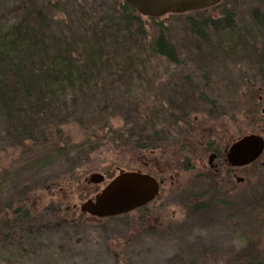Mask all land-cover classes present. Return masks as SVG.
<instances>
[{
    "label": "rangeland",
    "instance_id": "374dc122",
    "mask_svg": "<svg viewBox=\"0 0 264 264\" xmlns=\"http://www.w3.org/2000/svg\"><path fill=\"white\" fill-rule=\"evenodd\" d=\"M97 1L117 6L115 0ZM0 5L16 7L17 0H0ZM254 11L263 13L258 0H223L210 9L156 19L159 24L141 17L138 30L151 38L163 31L174 48V62L141 50L131 65L130 44L122 32L111 46L98 36H83L91 52L102 55L111 48L103 71L115 75L87 94L66 97L58 133L50 135L55 144L60 140L56 146L14 154L0 150V211L14 208L25 196L30 201L29 236L18 244H0V264H240L238 256L245 252L264 264V153L253 165L238 169L241 182L223 175L214 199H203L196 211L185 209V198L209 191L211 181L191 176L185 162L182 189L173 199L159 198L117 220L79 213V205L119 171L143 174V163L153 171L160 159L175 161L182 141L169 132V138L163 137L165 104L170 108L173 86L200 91L190 115L194 130L209 132L215 125L212 130L222 133L225 145L250 134L264 138V86L258 68L264 28L253 33L248 28ZM225 15L232 36L225 33L230 29L210 27ZM193 25L202 37L193 33ZM128 72L134 73L130 83L120 76ZM213 103L217 114L210 119L207 111ZM144 105L150 111L144 118L152 117L153 124L139 128L143 146L149 148L137 152L128 141H115V132L130 128ZM136 135L132 130L130 138ZM92 174L103 175L104 182L88 184ZM54 180L60 186L47 190ZM20 207L22 215L26 203Z\"/></svg>",
    "mask_w": 264,
    "mask_h": 264
},
{
    "label": "trees",
    "instance_id": "16d2710c",
    "mask_svg": "<svg viewBox=\"0 0 264 264\" xmlns=\"http://www.w3.org/2000/svg\"><path fill=\"white\" fill-rule=\"evenodd\" d=\"M258 1L263 13L261 11L252 13V24L248 27L252 33L254 30H263L261 27L264 28V0ZM115 2L117 4L115 7L100 6L96 0H17L16 7L0 5L1 151L8 150L14 154L25 152L27 148L34 150L56 146L60 140L55 144L50 135L55 130L58 133L57 126L63 121L62 119L59 121V113L66 103V97L75 93L87 94L90 90L103 85L105 78L115 75L103 71L107 64H110L107 55L112 52L111 48L109 50L111 52L102 55L91 52L86 46L85 39L82 40L86 34L98 36L111 46L112 43H117L116 35L122 32L126 36L124 41L127 40L130 44L127 47L130 53L127 61L131 65L134 58L132 56L139 54L141 50L150 56H164L171 62L175 61L174 48L163 31H159L152 38L147 35L146 30L145 33H141L138 28L142 21L141 16L119 0ZM12 16L16 19H11ZM148 21L159 24L156 19ZM227 24L228 17L225 15L219 21L210 22V27L217 30L221 26L223 30H227L230 29ZM193 27V33L202 37V33L196 30L194 25ZM138 31L140 33H137ZM225 33L232 36V28ZM260 59L258 67L260 82L264 86V53ZM133 75L134 73L128 72L120 76L126 83H130ZM149 112L147 105H144L143 110L138 109L129 124L130 128L123 127L115 132L118 134L115 141L123 143L128 141L130 150L137 152L148 149V146V148L143 146L144 139L140 138L139 128L142 124H153L150 117L153 115H149V120L144 118ZM132 130L137 134L135 136L137 139L130 138ZM59 183L58 180H54L47 190L60 186ZM52 196L55 195L51 194L50 197ZM25 199L26 196L21 199L20 205L26 202ZM199 202L200 200H192L184 202L183 205L187 211L190 207L196 211L200 207ZM142 209L132 213H138ZM9 210L11 225L8 227L10 231L8 238L11 242H16L20 238L22 240L27 233L24 224L26 222L28 225L29 217L27 219L25 210L22 215L19 210L15 212L12 208ZM120 218L122 217H115L112 220ZM15 219H19L17 222L22 221L21 229L17 227L18 225L14 226ZM6 224L7 218L2 216L1 244L5 243V238L7 239L1 235L3 228L7 227ZM261 239H264V235ZM238 257L240 264H258L247 252L240 253Z\"/></svg>",
    "mask_w": 264,
    "mask_h": 264
},
{
    "label": "flooded vegetation",
    "instance_id": "af4514ba",
    "mask_svg": "<svg viewBox=\"0 0 264 264\" xmlns=\"http://www.w3.org/2000/svg\"><path fill=\"white\" fill-rule=\"evenodd\" d=\"M194 90H190V87L186 88H179L178 86H173L170 91H168V95H170L172 98H169L171 101L170 103V108L165 102H162L165 104V109L167 110L164 113V116L167 118L165 127L166 131L163 133L164 138H169L170 136L166 134V132L173 133V136H175L176 140H181L182 144L180 149L175 150V161H172L171 163H162L161 159L158 160L156 165L155 170L151 171L147 169V164L144 165L143 163V169L144 173L146 175L151 176L154 178L157 183H158V193L154 200L162 198L163 200L167 199H173L174 196H177L180 194V190L182 189L180 184L182 181V177H180L181 172L183 171V165L185 163V167L187 172L191 174V176H194L195 178H209L211 184H210V189L209 191H204L201 192L200 194H195L193 196L186 197L185 202H189L192 200H200L202 201L203 199H214L216 196L217 192L219 191L217 188L219 187V184L224 181V176L228 178H234L236 182H241L237 181L238 178L236 176V173L238 172V169L241 168H236L230 166L226 162V153L230 145H225L224 144V137L222 136L221 132L212 130L215 125H211L209 128L211 129L209 132L206 130L202 129V131H196L194 130L191 121H190V115L193 114V104L196 102V97L195 95H201L199 94V90L195 88H191ZM203 97V96H202ZM200 97V98H202ZM159 103L160 102V97ZM208 103V101L206 102ZM213 103L211 105V110L207 111L209 116H211L210 119H214L215 115L217 112L214 110V108H217ZM194 121L196 122L195 118ZM175 134V135H174ZM264 140V138H263ZM163 142V141H162ZM162 142L159 143L158 146L162 147ZM234 142V141H233ZM177 144V143H175ZM183 148V149H182ZM264 153V149L262 154ZM260 155V157L262 156ZM192 155L189 158L188 156ZM200 155V156H199ZM223 178V179H222ZM26 209H25V214L28 219L30 216V205H28L29 199L26 197ZM21 199L18 200L17 206L10 207L12 210L15 212L21 208ZM151 202V203H152ZM149 205V204H148ZM146 205V206H148ZM145 206V207H146ZM144 207V208H145ZM10 208H6L5 211H0V218L2 216H6L7 218V227L3 228L2 230V237H7L5 238V243L7 241L11 242V239L9 237V229L8 227L11 225L9 223L10 219ZM24 212V211H23ZM13 218V216H12ZM19 219L13 220L14 226L18 225L17 227L21 229V226L23 224L21 222H17ZM29 222V221H28ZM25 228L27 233L24 235L26 239L29 236V229L28 225H26L25 222ZM16 241V240H14ZM21 242V238L19 241H16L14 243L18 244ZM1 244V243H0Z\"/></svg>",
    "mask_w": 264,
    "mask_h": 264
},
{
    "label": "water",
    "instance_id": "95a60500",
    "mask_svg": "<svg viewBox=\"0 0 264 264\" xmlns=\"http://www.w3.org/2000/svg\"><path fill=\"white\" fill-rule=\"evenodd\" d=\"M136 14L148 19L198 12L219 5L223 0H120ZM264 149L261 136L250 134L235 140L228 148L226 162L236 168L254 163ZM88 184H101L103 175L92 174ZM237 181H242L238 179ZM157 181L140 172H123L108 181L92 198L79 205L80 215L108 219L129 214L152 202L158 193Z\"/></svg>",
    "mask_w": 264,
    "mask_h": 264
}]
</instances>
